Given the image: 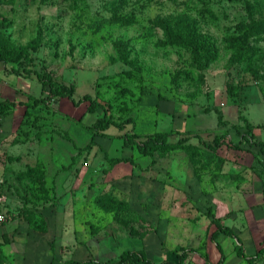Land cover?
<instances>
[{
	"label": "rangeland",
	"instance_id": "rangeland-1",
	"mask_svg": "<svg viewBox=\"0 0 264 264\" xmlns=\"http://www.w3.org/2000/svg\"><path fill=\"white\" fill-rule=\"evenodd\" d=\"M114 16L131 22L98 26ZM254 21L263 26L246 42L253 56L236 63L234 47ZM7 49L0 99L45 102L2 113L1 191L11 221L20 222L0 240V263L118 264L131 250L157 264L177 262L175 251L186 252L184 264H212L217 219L230 224L244 205L227 203L264 178L258 148L231 146L239 142L231 125L245 127L241 117L259 137L264 0H0V51ZM29 71L73 85L75 101L55 103L34 72L24 76ZM104 115L123 130L93 133ZM159 133L178 146L142 156L124 144L126 135ZM220 136V147H207ZM17 237L35 241L39 253L16 252ZM227 250L237 257L223 264H247Z\"/></svg>",
	"mask_w": 264,
	"mask_h": 264
},
{
	"label": "trees",
	"instance_id": "trees-1",
	"mask_svg": "<svg viewBox=\"0 0 264 264\" xmlns=\"http://www.w3.org/2000/svg\"><path fill=\"white\" fill-rule=\"evenodd\" d=\"M157 24L165 30H168V26L160 19H156ZM130 19L127 17L122 16H114L110 19H104L99 22V27L104 24H111V23H121L123 25L130 24ZM263 26L262 22H256L254 21L251 26L244 31L240 37H239V45L237 47L235 46V55L233 56V61L236 63H243L248 60H250L253 56V52L249 47H246V42L249 38L256 35L259 32L260 27ZM12 53L11 50L6 51H0V62L4 63L5 65L9 62L10 57ZM35 73L36 77L39 79L41 84L45 89L48 90L49 95L53 99H59L62 97H69L73 101L74 95H75V87L73 85H65L62 84L52 78V76L49 73L46 72H37V71H29L28 74H25L24 76H29L30 73ZM85 101H90V105L88 106L89 112H96L100 105L96 103L95 101H91V98L89 95L85 96ZM45 99H35L33 100V103L29 102H14L9 100H1L0 99V119L2 117V113L4 111L10 110L13 107L17 105H25L27 107H35L41 103H44ZM241 120L243 121L245 127H242L240 125H231V127L235 130V134L239 137L238 143H231V146H233L236 149H240L241 145L247 144L250 147H258L260 148V151L262 154H264V142L259 140L256 135L254 134V126L248 121L247 118L241 117ZM219 124L226 125L227 122L223 120L222 116L219 118ZM110 126H116L120 130H123L124 124H118L109 119L106 115L99 117L92 125L91 130L93 133H99L106 131ZM65 138L68 140H71L68 135H65ZM224 136L217 137L215 139V144L213 146L207 145V147L216 150L218 147H220L223 144ZM182 140L181 142H183ZM125 146L130 147L131 149L137 151L142 156H152L154 152H161L169 149L176 148L179 144L171 143L168 140V137L166 134L159 133L155 135H151L146 137L145 139H139L136 137H129L126 135ZM92 145L89 144L87 147H90ZM80 149V148H78ZM129 159H119V158H110L109 162L112 165L119 164L121 162H127ZM232 237L235 238L238 242L236 246L237 254L244 258L247 262V264H253L258 259H260L264 255V246L260 248L255 254L253 255H246L245 250L242 244V241L240 240L237 233L234 231L233 228L230 226L224 225L220 222L219 219H217V228L212 232L211 240L215 243L216 247L219 249V251L222 254V259L224 258V253L221 245V240L223 238ZM177 255V262H173V264H184V259L186 256V252H174ZM126 262H132L133 264H157L151 259L148 258V256L145 254L144 251H125L122 254L121 260L118 264H124ZM169 262V260L165 259L161 264H166ZM220 262L218 264H220ZM65 264H111L107 262H99L95 261L94 259H88L85 261H67Z\"/></svg>",
	"mask_w": 264,
	"mask_h": 264
},
{
	"label": "crops",
	"instance_id": "crops-1",
	"mask_svg": "<svg viewBox=\"0 0 264 264\" xmlns=\"http://www.w3.org/2000/svg\"><path fill=\"white\" fill-rule=\"evenodd\" d=\"M6 65L2 62H0V73H6V69H5ZM264 105V104H263ZM262 124H264V106L259 105V137L258 139L264 142V127L262 126ZM257 134V133H256ZM3 136V135H2ZM2 136L0 138V141L2 140ZM258 147H256L257 149ZM259 152L260 151V148ZM262 162H264V154L261 153V155L259 156V166L262 167ZM0 181H2V183L4 182L3 177L0 175ZM3 184H0V191H1V186ZM4 186V185H3ZM250 192L248 194H245L244 197H240L238 200V203H227V206H238V205H244V208H241L238 213H235L236 216L233 215V218H231L232 222L229 224L227 222V226H230L231 228L234 229V231L237 233V235L239 236L240 240L243 239L244 242L242 241L244 250H245V254L250 256L255 254L260 248H262L260 246V243L263 242L264 240V178L259 176L258 178H255V181H253L252 183L248 184L247 187ZM4 194H6L5 192H3ZM6 196L8 197V195L6 194ZM9 197H8V210L9 209ZM253 205H259V208H251ZM242 209H245L244 213L242 212ZM226 211L225 207H223V209H220V213H219V217L223 218L226 215L224 214V212ZM219 212V211H218ZM225 215V216H223ZM228 218V216L226 217ZM236 218L238 220H236ZM225 219L222 220V222H224ZM16 222H20V220H16V221H9L7 223H5L3 226L0 227V240L2 242V240L4 238H8L9 237V232L11 230V225L16 223ZM239 222V223H238ZM23 229L25 228L22 227ZM20 229L19 232H22ZM18 232V234H19ZM263 232V233H262ZM25 231H23L21 233L20 236H22V234H24ZM27 233V231H26ZM236 239L232 238V237H227V238H223L221 240V245H222V249H223V253H224V258H226L225 262L228 261L229 259H233L234 257H237L235 254L229 255V251L227 250L228 248L235 250L236 251V246L234 245L233 242L236 243ZM27 243V239L25 237L19 238L17 237V247H16V252H18L19 254H25L26 252H28V254L30 255H34L36 253H39V248H38V244H35V241H33L30 245L29 243ZM214 243V242H213ZM264 243V242H263ZM215 244V243H214ZM238 244V242H237ZM216 246V245H215ZM264 246V245H263ZM218 249V248H216ZM46 253L48 251H45ZM237 253V251H236ZM149 259H151L152 261L155 262V260L153 259V257H148ZM215 260L211 261L212 264H218L221 261L222 258V254L219 251V249L216 251L215 254ZM222 262H220V264H223V260ZM241 260L244 259L242 257H240ZM245 260V259H244ZM32 262H34V259L32 260ZM29 263V264H32ZM156 263V262H155ZM1 264V263H0ZM58 264V263H57Z\"/></svg>",
	"mask_w": 264,
	"mask_h": 264
},
{
	"label": "built area",
	"instance_id": "built-area-1",
	"mask_svg": "<svg viewBox=\"0 0 264 264\" xmlns=\"http://www.w3.org/2000/svg\"><path fill=\"white\" fill-rule=\"evenodd\" d=\"M4 133V129L0 119V138ZM2 184V181H0ZM12 219L10 211L8 210V197L2 191H0V227ZM124 264H133L132 262H126Z\"/></svg>",
	"mask_w": 264,
	"mask_h": 264
},
{
	"label": "water",
	"instance_id": "water-1",
	"mask_svg": "<svg viewBox=\"0 0 264 264\" xmlns=\"http://www.w3.org/2000/svg\"><path fill=\"white\" fill-rule=\"evenodd\" d=\"M55 103H58V99L55 100Z\"/></svg>",
	"mask_w": 264,
	"mask_h": 264
}]
</instances>
